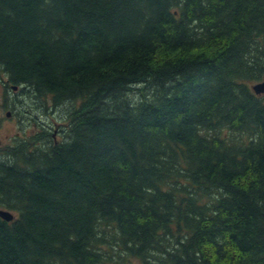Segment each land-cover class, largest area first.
<instances>
[{
  "label": "trees",
  "instance_id": "1",
  "mask_svg": "<svg viewBox=\"0 0 264 264\" xmlns=\"http://www.w3.org/2000/svg\"><path fill=\"white\" fill-rule=\"evenodd\" d=\"M263 79L264 0H0L3 107L71 103L0 144V264H264Z\"/></svg>",
  "mask_w": 264,
  "mask_h": 264
},
{
  "label": "rangeland",
  "instance_id": "2",
  "mask_svg": "<svg viewBox=\"0 0 264 264\" xmlns=\"http://www.w3.org/2000/svg\"><path fill=\"white\" fill-rule=\"evenodd\" d=\"M255 83H251L253 86ZM10 95L8 98L9 103H13L14 100L21 101L17 103V111L11 108L5 109L7 98L4 88L0 85V144L7 145L12 144L16 138L30 139L34 135L40 132L43 127L51 129L54 132L57 140L62 139V133L60 129L67 118L66 113L71 103L56 107V109L50 108L47 112L43 109H39L38 102L30 100L26 93L23 95L13 93L9 91ZM22 101L24 104H22ZM32 105V106H31ZM35 105V106H34ZM34 106V107H33ZM36 107V108H35ZM7 111L11 112L10 116H7ZM10 117V118H8ZM142 263L138 258H132L131 264Z\"/></svg>",
  "mask_w": 264,
  "mask_h": 264
},
{
  "label": "water",
  "instance_id": "3",
  "mask_svg": "<svg viewBox=\"0 0 264 264\" xmlns=\"http://www.w3.org/2000/svg\"><path fill=\"white\" fill-rule=\"evenodd\" d=\"M13 88L17 89L18 87L14 86ZM253 89L257 94L264 93V80L255 84L253 86ZM10 115H11V112H7V116H10ZM0 216L6 221H12L14 219V214L11 211L6 210V209H0ZM137 264H142V263H137Z\"/></svg>",
  "mask_w": 264,
  "mask_h": 264
},
{
  "label": "bare ground",
  "instance_id": "4",
  "mask_svg": "<svg viewBox=\"0 0 264 264\" xmlns=\"http://www.w3.org/2000/svg\"><path fill=\"white\" fill-rule=\"evenodd\" d=\"M19 88H20V87H19ZM19 88H18V89H19ZM8 118H10V117H8Z\"/></svg>",
  "mask_w": 264,
  "mask_h": 264
}]
</instances>
